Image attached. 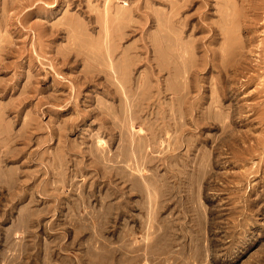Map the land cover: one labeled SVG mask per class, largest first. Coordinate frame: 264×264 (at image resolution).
Listing matches in <instances>:
<instances>
[{"label": "rangeland", "instance_id": "rangeland-1", "mask_svg": "<svg viewBox=\"0 0 264 264\" xmlns=\"http://www.w3.org/2000/svg\"><path fill=\"white\" fill-rule=\"evenodd\" d=\"M0 264H264V0H0Z\"/></svg>", "mask_w": 264, "mask_h": 264}, {"label": "bare ground", "instance_id": "bare-ground-1", "mask_svg": "<svg viewBox=\"0 0 264 264\" xmlns=\"http://www.w3.org/2000/svg\"><path fill=\"white\" fill-rule=\"evenodd\" d=\"M108 1H109V0H108ZM209 4H210V3H209ZM226 7H227V6H226ZM226 9H227V8H226ZM157 13H158V12H157ZM163 15H164V14H163ZM164 17H165V16H164ZM228 19H229V18H228ZM162 25H163V24H162ZM216 33L218 34V32H216ZM219 33H221V32H219ZM214 34H215V32H214ZM214 36H215V35H214ZM216 36H217V35H216ZM216 36H215V37H216ZM130 56H131V55H130ZM212 66H213V65H212ZM213 67H214V66H213ZM113 74H115V73H113ZM226 97H227V95H226ZM224 130L226 131V129H224ZM216 145H217V143H216ZM220 146H221V145H220ZM217 148H219V147H217ZM220 149H222V148H220ZM219 151H220V150H219ZM220 152H221V151H220ZM224 152H226V151H224ZM212 153H213V152H212ZM216 153H217V152H216ZM219 154H220V153H219ZM213 155H215V154L213 153ZM216 155H217V154H216ZM218 156H221V155H218ZM213 157H214V156H213ZM219 158H220V157H219ZM211 160H212V159H211ZM214 160H215V159H213L212 161H214ZM217 160H219V159H217ZM223 160H225V158H223ZM226 161H228V160H226ZM226 161H225V162H226ZM225 162H224L223 164H226ZM208 163H209V162H208ZM210 163H212V162H210ZM228 163H229V162H228ZM232 163H233V162H232ZM215 164H216V163H215ZM215 164H214V166H215ZM208 165H209V164H208ZM216 165H217V164H216ZM220 165H221V164H220ZM220 165H219V166H220ZM231 165H232V164H231ZM219 166H218V167H219ZM229 166H230V165H229Z\"/></svg>", "mask_w": 264, "mask_h": 264}]
</instances>
